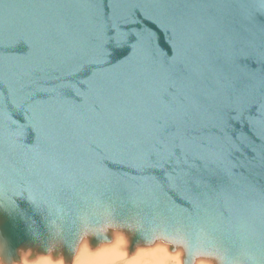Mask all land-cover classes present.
<instances>
[{"label":"water","instance_id":"water-1","mask_svg":"<svg viewBox=\"0 0 264 264\" xmlns=\"http://www.w3.org/2000/svg\"><path fill=\"white\" fill-rule=\"evenodd\" d=\"M113 231L264 264V0H0V258Z\"/></svg>","mask_w":264,"mask_h":264},{"label":"clouds","instance_id":"clouds-1","mask_svg":"<svg viewBox=\"0 0 264 264\" xmlns=\"http://www.w3.org/2000/svg\"><path fill=\"white\" fill-rule=\"evenodd\" d=\"M97 239L99 243L94 248L89 245L87 237L81 239L72 256L71 264H169L170 261L180 264L179 252L169 254L165 246L159 242L147 247H137L129 254L127 238L120 231H113L110 240L102 237ZM26 255L21 254V264H64L62 257L53 260L50 256H41L29 262ZM196 264L206 262L197 259Z\"/></svg>","mask_w":264,"mask_h":264},{"label":"bare ground","instance_id":"bare-ground-1","mask_svg":"<svg viewBox=\"0 0 264 264\" xmlns=\"http://www.w3.org/2000/svg\"><path fill=\"white\" fill-rule=\"evenodd\" d=\"M157 242H159V243H161V244H163L164 246H165V248H166V250H167V252L169 253V254H175V253H177V252H179V261H180V264H182V258H181V256H182V252H181V250H179V249H176L175 251H170L169 250V246H168V244H166V243H163V242H161V241H157ZM157 242H155V243H157ZM138 247H141V246H138ZM144 247H147V246H144ZM94 248V247H93ZM137 248V247H136ZM135 248V249H136ZM134 249V250H135ZM133 250V251H134ZM133 251H128L129 252V254H131ZM27 255H26V259H27V256H29V251H27V252H25ZM41 256H50V255H36L35 256V258L34 259H32V260H35L37 257H41ZM51 257V256H50ZM52 258V257H51ZM53 260H55L56 258H52ZM72 260V259H71ZM71 260L70 261H67L66 263L64 262V264H71ZM200 260H202V259H200ZM196 261L197 260H195V262L193 263V264H196ZM203 261H205L206 262V264H214L213 262H211V261H207V260H203ZM29 262H31L30 260H29ZM12 264H21V258H20V261L19 262H14V263H12ZM169 264H175V261H170L169 262Z\"/></svg>","mask_w":264,"mask_h":264},{"label":"snow or ice","instance_id":"snow-or-ice-1","mask_svg":"<svg viewBox=\"0 0 264 264\" xmlns=\"http://www.w3.org/2000/svg\"><path fill=\"white\" fill-rule=\"evenodd\" d=\"M16 213H17V215H19V210H16ZM95 235H96V237H101L98 234H95ZM0 264H3V259L2 258H0Z\"/></svg>","mask_w":264,"mask_h":264},{"label":"rangeland","instance_id":"rangeland-1","mask_svg":"<svg viewBox=\"0 0 264 264\" xmlns=\"http://www.w3.org/2000/svg\"><path fill=\"white\" fill-rule=\"evenodd\" d=\"M29 261V260H28ZM30 261H33V260H30Z\"/></svg>","mask_w":264,"mask_h":264}]
</instances>
